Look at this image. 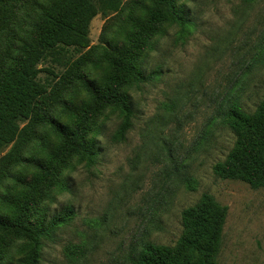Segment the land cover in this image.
<instances>
[{
    "label": "rangeland",
    "instance_id": "rangeland-1",
    "mask_svg": "<svg viewBox=\"0 0 264 264\" xmlns=\"http://www.w3.org/2000/svg\"><path fill=\"white\" fill-rule=\"evenodd\" d=\"M52 0H7L15 10L13 28L0 31V62L14 43L34 34L40 6ZM190 23L165 24L144 57L146 72L160 73L128 92L134 125L124 141L113 137L122 116L113 108L98 119L97 155L90 164L75 157L63 170L64 188L42 204L50 216L65 206L75 211L51 240H44L39 264H132L149 240L174 245L183 232L182 211L209 193L226 206L227 215L216 255L219 264H264V188L223 178L214 165L235 144V133L222 121L223 109L238 99L255 111L264 99V0H181ZM147 0H123L118 12L96 15L89 47L57 46L45 51L38 80L50 90L59 76L79 61L92 79L107 69L102 47L124 43L129 13L143 15ZM74 104L89 99L79 86L65 91ZM62 122L59 108L52 111ZM23 131L0 152V215L12 210L1 199L22 187L21 177L38 171L18 153L42 160L46 146L59 143L50 129ZM30 130V131H29ZM16 176V177H15ZM188 178L196 180L191 189ZM5 264H22L25 242L8 239Z\"/></svg>",
    "mask_w": 264,
    "mask_h": 264
},
{
    "label": "trees",
    "instance_id": "trees-1",
    "mask_svg": "<svg viewBox=\"0 0 264 264\" xmlns=\"http://www.w3.org/2000/svg\"><path fill=\"white\" fill-rule=\"evenodd\" d=\"M147 1L143 15L129 13L124 43L108 42L102 47L107 69L99 79H92L82 70L81 57L48 90L37 78L38 64L47 49L89 47L92 19L99 13L118 12L123 0H52L42 4L32 26L34 34L14 43V51L0 62V152L20 137L23 121L32 132L43 126L60 139L58 144L46 146L42 160L20 153L16 156L17 161L37 165L38 171L30 178H19L22 187L13 196L1 194L12 212L0 215V264H5L8 239L26 243L24 255L19 259L22 264H39L44 240L53 239L75 216L69 205L51 216L42 208L54 189L64 188L63 170L75 157L90 164L95 162L93 134L99 129V116L108 108L122 116L113 138L126 139L135 115L128 89L140 87L160 73L159 70L147 73L144 69V57L155 35L165 24H179L183 31L191 24L181 0ZM14 11L7 0H0V31L12 30ZM74 86L82 87L89 99L79 104L66 99L65 91ZM56 108L67 122L54 115L52 111ZM221 117L235 133L236 140L227 157L214 165L215 173L264 188V99L253 112L244 109L238 99L233 100L223 109ZM188 181L190 188L195 189L196 180L188 178ZM226 215V206L204 193L197 204L182 211L183 232L174 245L147 240L133 256L132 264H219L216 255Z\"/></svg>",
    "mask_w": 264,
    "mask_h": 264
}]
</instances>
